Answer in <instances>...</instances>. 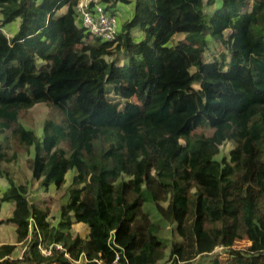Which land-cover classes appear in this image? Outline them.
Returning a JSON list of instances; mask_svg holds the SVG:
<instances>
[{
	"label": "trees",
	"instance_id": "16d2710c",
	"mask_svg": "<svg viewBox=\"0 0 264 264\" xmlns=\"http://www.w3.org/2000/svg\"><path fill=\"white\" fill-rule=\"evenodd\" d=\"M78 2L0 0V163L26 153L45 192L66 190L53 224L0 167L16 233L0 264H264V0H100L132 6L109 41ZM37 103L60 114L41 136L20 120ZM150 175L169 224L144 208Z\"/></svg>",
	"mask_w": 264,
	"mask_h": 264
},
{
	"label": "rangeland",
	"instance_id": "374dc122",
	"mask_svg": "<svg viewBox=\"0 0 264 264\" xmlns=\"http://www.w3.org/2000/svg\"><path fill=\"white\" fill-rule=\"evenodd\" d=\"M132 10V6L130 4H119V10H117V22L119 26L121 24L128 20L130 17V13ZM15 27V24L9 25L8 28H10V31H12ZM4 31L7 32V34H10L8 30L4 29ZM133 34L135 36H139V33H136L135 30L133 31ZM222 49V47L217 43L214 45V49L212 50L213 53L218 54V52ZM211 56V55H209ZM60 114L57 110L53 109L52 107L48 106L45 103H37L30 109H28L26 112L21 113L20 120L21 122L36 131V134L41 136L42 135V129L41 125L44 119L48 117H58ZM232 144L227 142L221 147V153L226 154L228 150L231 148ZM217 156V158H219ZM27 158L26 153H19L18 159L16 162L12 163H0V167L7 168L10 170V176L15 180L16 182L20 183H29V200L31 202L40 201L41 199L49 200V206L51 207V215H50V221L55 224L56 220L58 218V209L62 202L66 201V190L60 189L55 190L54 188H51L48 192H45L39 185L38 182L33 180L31 178V173L27 169L25 160ZM72 171L68 172L67 177V183H69ZM8 183L5 179L0 180V189L4 190L7 187ZM149 187L154 191L156 194V202L154 206L148 207V204L145 205V210L150 211L151 213L157 212V217L160 215L161 218L165 219L167 223L169 224L171 222V209L168 205L167 207L160 203L159 197H160V190L159 187L154 182L153 175H150L149 177ZM149 208V209H148ZM12 210L10 207V203H5L0 210V244L1 243H16V233L14 225L11 223L6 222V219L11 216ZM156 214V213H155ZM159 214V215H158ZM159 219V217H158ZM164 238H166L168 241L171 240V234L169 231V225H165L162 234ZM167 241V242H168ZM246 245V242L243 240H236L234 245L232 246L234 249L242 248ZM25 245H17L16 253L15 255H20L23 251ZM220 256V258L224 259L226 257L225 250L221 249V247H217L211 254V256ZM205 261V260H204Z\"/></svg>",
	"mask_w": 264,
	"mask_h": 264
},
{
	"label": "built area",
	"instance_id": "2783aa9c",
	"mask_svg": "<svg viewBox=\"0 0 264 264\" xmlns=\"http://www.w3.org/2000/svg\"><path fill=\"white\" fill-rule=\"evenodd\" d=\"M75 11L80 25L96 37L109 41L117 34V18L105 11L100 0H79ZM40 249L43 254L50 253L49 249Z\"/></svg>",
	"mask_w": 264,
	"mask_h": 264
},
{
	"label": "crops",
	"instance_id": "0c3cea01",
	"mask_svg": "<svg viewBox=\"0 0 264 264\" xmlns=\"http://www.w3.org/2000/svg\"><path fill=\"white\" fill-rule=\"evenodd\" d=\"M5 203H10V202H4V203H2L1 209H2V207H3V205H4ZM10 207H11V210H13V204H12V203H10ZM14 228H15V226H14Z\"/></svg>",
	"mask_w": 264,
	"mask_h": 264
}]
</instances>
